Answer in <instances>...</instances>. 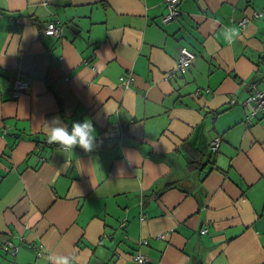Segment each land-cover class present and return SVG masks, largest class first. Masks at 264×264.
I'll list each match as a JSON object with an SVG mask.
<instances>
[{
  "label": "crops",
  "instance_id": "0c3cea01",
  "mask_svg": "<svg viewBox=\"0 0 264 264\" xmlns=\"http://www.w3.org/2000/svg\"><path fill=\"white\" fill-rule=\"evenodd\" d=\"M179 10L164 24L165 0H0V264H264V118L243 105L264 90V17L239 25L264 0ZM53 21L62 38L43 34ZM182 47L197 59L169 78ZM17 78L31 88L13 99ZM57 117L91 121L93 150L49 144Z\"/></svg>",
  "mask_w": 264,
  "mask_h": 264
},
{
  "label": "built area",
  "instance_id": "2783aa9c",
  "mask_svg": "<svg viewBox=\"0 0 264 264\" xmlns=\"http://www.w3.org/2000/svg\"><path fill=\"white\" fill-rule=\"evenodd\" d=\"M168 13L163 16L162 21L164 24H170L173 22L180 14L179 11V5L181 3V0H165ZM264 17V11H254L252 15H246L243 17V19L239 22V25L241 28H246L250 22H252L255 19H260ZM2 18V12L0 11V19ZM64 32V25L60 21H53L49 22L44 28H43V34L45 36L49 37H56V38H62ZM197 59V56L195 52H193L188 47H182L180 49V54L178 58V65L174 73L169 75V78L172 77L174 74L177 73H185L190 70V68L193 66ZM133 78L123 77L121 79L124 83H130L132 82ZM31 88V83L29 80L25 78H17L11 85V96L13 99H17L21 97L23 94L27 93ZM232 103H235V99L232 100ZM243 105L249 109V116L247 118L248 125H251L255 119H258L259 117L264 118V90L258 89L255 85L252 86L251 92L249 96L244 101ZM221 144V139L216 138L212 144H211V152L217 153L219 151V147ZM208 230L204 229L202 231L203 234L207 233ZM144 244H148V241H144ZM9 245H11L12 252L14 255L17 254L19 248L14 242H10ZM37 250L38 248L35 247ZM39 255H41L39 253ZM136 261L139 263H143L147 261L146 257L143 255L137 256L135 258Z\"/></svg>",
  "mask_w": 264,
  "mask_h": 264
},
{
  "label": "clouds",
  "instance_id": "9594fccd",
  "mask_svg": "<svg viewBox=\"0 0 264 264\" xmlns=\"http://www.w3.org/2000/svg\"><path fill=\"white\" fill-rule=\"evenodd\" d=\"M226 35H235L234 29H226ZM95 129L91 121L73 122L71 130L65 126L59 118H54L46 127L49 144H58L67 148L79 146L87 152H91L95 145ZM55 264H70L69 258L64 256L49 257Z\"/></svg>",
  "mask_w": 264,
  "mask_h": 264
},
{
  "label": "trees",
  "instance_id": "16d2710c",
  "mask_svg": "<svg viewBox=\"0 0 264 264\" xmlns=\"http://www.w3.org/2000/svg\"><path fill=\"white\" fill-rule=\"evenodd\" d=\"M180 11V10H179ZM181 15V13L179 14V16ZM178 16V17H179ZM177 17V18H178ZM176 18V19H177ZM175 19V20H176ZM174 20V21H175ZM172 23V22H171ZM214 154V153H213ZM212 156V155H211ZM206 162H210V161H206ZM204 166V164H203V162L201 161V160H192V161H190V163H189V169L191 170V171H196V170H200V169H202V167ZM2 237H5L4 238V240L1 242V245L3 246V248H1V251H3V254L6 256H10V255H12L13 256V258L14 257H16V255L18 254V252H17V254L16 255H14L13 254V252H12V246L11 245H9V243L10 242H14L9 236H2ZM15 243V242H14ZM16 244V243H15ZM7 256H6V258H7ZM14 264H16V262H14Z\"/></svg>",
  "mask_w": 264,
  "mask_h": 264
},
{
  "label": "rangeland",
  "instance_id": "374dc122",
  "mask_svg": "<svg viewBox=\"0 0 264 264\" xmlns=\"http://www.w3.org/2000/svg\"><path fill=\"white\" fill-rule=\"evenodd\" d=\"M263 18V17H262ZM261 19V18H260ZM190 48V47H189ZM191 49V48H190ZM264 85V84H263ZM12 257V256H11Z\"/></svg>",
  "mask_w": 264,
  "mask_h": 264
}]
</instances>
